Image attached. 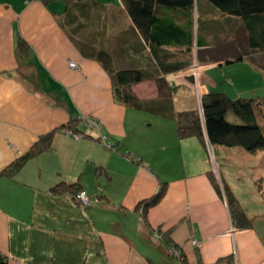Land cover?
<instances>
[{"label":"crops","instance_id":"obj_1","mask_svg":"<svg viewBox=\"0 0 264 264\" xmlns=\"http://www.w3.org/2000/svg\"><path fill=\"white\" fill-rule=\"evenodd\" d=\"M1 10L0 168L41 134L52 130L53 135L50 147L31 157L34 166L27 167L24 176H0V264H176L171 246L181 250L185 264H264V199L256 188L262 176L259 161L254 162L261 174L246 180L259 208L254 212L245 208L251 225L238 227L231 219L222 181L210 177L212 160L218 164L204 139L178 137L170 118L117 101L101 62L84 55L58 23L63 0H0ZM116 28L138 38L126 17ZM19 36L29 47L24 53L17 49ZM68 59L78 66H70ZM242 62L252 88L255 68L245 59ZM113 66L149 69L144 55L135 51L128 60H114ZM179 73L168 75L176 84L174 108H193L194 98L187 95L184 102L178 98L180 90L192 94L191 82L176 81ZM213 84L218 86L217 81ZM131 89L143 102L159 100L153 77L131 84ZM79 114L98 120L95 126L82 125L85 136L65 131V124ZM103 133L106 142L114 139V149L103 142ZM82 154L89 172L91 163L104 167L100 176L107 191L103 188L100 193L98 206L104 209L100 213L91 203L81 208L67 191L49 190V176L46 183L28 179L36 170L45 176L55 167L58 172L67 167L60 180L77 181L86 191L75 174L80 166L74 158L83 160ZM256 155L264 157L259 150ZM228 181L242 202L237 196L242 188ZM161 184L164 192L146 207L144 218L140 202ZM192 237L199 245L190 241Z\"/></svg>","mask_w":264,"mask_h":264},{"label":"trees","instance_id":"obj_2","mask_svg":"<svg viewBox=\"0 0 264 264\" xmlns=\"http://www.w3.org/2000/svg\"><path fill=\"white\" fill-rule=\"evenodd\" d=\"M63 1L58 23L84 55L101 62L111 77L117 101L173 119L178 137H207L213 149L238 146L253 152L264 148V96L232 97L223 91H209L204 83L199 117L196 106L175 110L172 98L176 84L168 78L175 71H186L194 61L205 66L245 59L254 68H264V0H120L117 5L101 0ZM122 17L129 20L138 38L125 29L117 30ZM28 48L19 36L17 49L24 53ZM134 51L144 55L149 69L113 66L118 58H132ZM151 77L158 85L159 100L147 103L132 91L131 84ZM186 79L192 82L193 76ZM82 125L85 123L77 117L65 124L70 134L85 136ZM52 135V130L41 134L27 150L0 168V176H13L28 158L49 148ZM80 188L77 181L60 180L51 190L75 192ZM222 188L234 225L250 226L252 219L242 202L228 185L222 183ZM163 192L161 184L140 202L144 218L146 207L156 203Z\"/></svg>","mask_w":264,"mask_h":264},{"label":"rangeland","instance_id":"obj_3","mask_svg":"<svg viewBox=\"0 0 264 264\" xmlns=\"http://www.w3.org/2000/svg\"><path fill=\"white\" fill-rule=\"evenodd\" d=\"M0 13H2V10L0 11ZM4 15L6 16L7 13H5ZM243 63L244 62L242 61H232V62H221V63L212 64L210 67L204 65L200 67H196L201 69L204 66L202 69L203 71L202 74H200V69H196L195 67L194 69L191 70L187 69L188 72L190 71L192 72L191 75L193 76L194 83L191 82L192 94H190L186 90L185 92L183 90H180L178 98L181 100V102L185 101L187 95H188L187 98L188 97L194 98V100L191 101L190 103L192 104V106L197 107L199 117H201L202 115H201L200 104L202 97L200 91L206 92V88L204 87L203 84L204 82L201 84L203 78H205V81L210 85L208 86L209 91H215L214 88L216 87V85H214L213 82L217 81L218 83V86L216 87L217 90H221L232 97L242 96V95L264 96V68L260 66H257L255 68L254 74L250 76L251 78L250 82L251 84H254V87L249 88L250 86L247 85L246 83L248 81V77H246L244 74L245 65ZM188 76H190L189 73L187 74L185 72L183 73L181 72L179 74H175V79L176 81H183ZM198 76L200 77V79H198ZM195 78L197 80V83L195 81ZM167 121H171L172 123H174V126L176 128V122L174 120L170 119ZM261 124L264 125V119L261 120ZM95 125L97 124L94 123L89 126H95ZM78 135L82 136L83 134H77V136ZM101 135L103 136V139H105V134L103 133ZM204 142L206 143V147H208L207 149L211 153L212 159L214 157L215 161L218 164V166L217 165L215 166V163L212 160V166L214 169L212 171L213 178L220 182L222 181V183L226 184V186L228 185L227 182L229 183L228 179L231 180V182H233L235 185L240 186V188H242V191L241 189H238L237 192L239 191L238 192L239 195L237 194V196L241 197L242 203L247 210H249L250 212H254V210L256 211L259 208V206L257 205L258 200L254 199L256 198L254 197L255 194L254 195L250 194L251 191L248 190L249 186L246 185V180L247 178L254 177L255 174H261L262 172L261 174L262 176L260 177V179L257 180L258 184H256V188L260 192L262 199H264V166H262L264 165L262 164L264 163V157L259 159L258 156L256 155L257 151L248 152L245 151L243 148H241L243 152L240 153L241 150L240 147L238 146L228 147L227 150L225 148H224L225 150H222L218 146H216L213 149L214 146H212V144L208 141L207 137H204ZM114 145H115L114 139H110L107 141L106 146H108V148L114 149L115 147ZM259 151H261V154H264V148L260 149ZM58 153L60 155L61 160H63V157L61 156V152L58 151ZM29 159H31V157L28 158L27 160ZM82 159L83 160H80L78 155L76 158H74V162H76L80 166L77 167L75 174L76 176H79L82 179L86 191L80 188L75 192L74 191L71 192L69 190L67 192L70 194L73 201L81 208H84L86 205H89L91 203L94 206V208L100 213V211L102 212V210H104L98 206L102 202V198H103L102 195L100 196V193L103 188H105V191H107V188L105 187V182L101 180V176H100V174L104 175V172L100 173V170L104 171V167L100 165L95 166V164L92 165L91 163V167H90L91 171L89 172L88 171L89 164L85 162L86 160L85 154H82ZM31 161L32 159L29 160L28 164L26 163L25 165H23L15 174H18V176H24L28 171L27 167L34 166V164ZM254 161L256 162L259 161L258 162L260 165L259 169L262 170L261 172H258L259 169L258 170L256 169ZM50 168L52 167L50 166ZM65 169H67V167H64L62 171L58 172L57 167H55L54 170L51 169V171L47 173L48 175L45 176H41L40 174H38V170H36L35 172L33 173L31 172L30 174H28V179H30L31 181L36 180L38 182L44 181V183H46L45 178L49 176L47 181V188L51 190V187L57 184L58 182L57 180H60V177L64 175V173L66 172ZM44 170L45 169L43 168V172ZM94 170H97V173ZM92 171L94 172V174H92ZM90 175H93V177H90ZM29 176L33 178V180ZM50 179L52 180V183H50L51 182ZM223 179H226L227 182L225 183ZM94 182H98V186H94ZM120 182L122 184H125V182L123 181ZM229 188L231 189V187ZM113 189L116 190L115 187ZM82 190H84L86 193L84 197L81 196ZM63 191L65 190H60L58 193H62ZM118 204H120V201H117L116 205L118 206ZM100 220L103 219L100 218ZM170 253L172 254L173 258L176 261L177 257L172 252Z\"/></svg>","mask_w":264,"mask_h":264},{"label":"built area","instance_id":"obj_4","mask_svg":"<svg viewBox=\"0 0 264 264\" xmlns=\"http://www.w3.org/2000/svg\"><path fill=\"white\" fill-rule=\"evenodd\" d=\"M68 64L70 65V66H72V67H76L77 66V63L74 61V60H72V59H68ZM200 66H202V64L201 63H199V62H197V61H194L189 67H188V70H191V69H194V67L196 68V67H200ZM204 67V66H203ZM203 67L200 69V68H196V69H200V74L202 73V69H203ZM182 73L183 72H185V73H189V75H191L192 74V72L190 71V72H188L187 70L186 71H181ZM200 76V75H199ZM198 76V79H200V77ZM195 81H196V83H197V80H196V78H195ZM193 82V81H192ZM194 83V82H193ZM203 83V81L201 82V84ZM204 84V83H203ZM197 86V85H196ZM204 87H205V85H204ZM202 92H204V91H200V94L202 95ZM79 119H80V121L81 122H84L85 124H87V125H91V124H97L98 125V120L97 119H95V118H93L92 116H90V115H88V114H82L80 117H79ZM65 131L67 132V133H69L70 131H69V129H65ZM72 135H74V136H77V134L76 133H73ZM103 142L105 143V140L103 139ZM106 144V143H105ZM86 193H85V191L84 190H82L81 191V196L82 197H84V195H85ZM190 241L193 243V244H195V245H199V242L196 240V238H193L192 237V239H190ZM170 252H172L177 258H176V264H185L184 263V257H183V254H182V252H181V250H179L176 246H171L170 247ZM197 264H204V263H197Z\"/></svg>","mask_w":264,"mask_h":264},{"label":"water","instance_id":"obj_5","mask_svg":"<svg viewBox=\"0 0 264 264\" xmlns=\"http://www.w3.org/2000/svg\"><path fill=\"white\" fill-rule=\"evenodd\" d=\"M229 62H232V60H230ZM218 63H221V61H219Z\"/></svg>","mask_w":264,"mask_h":264}]
</instances>
